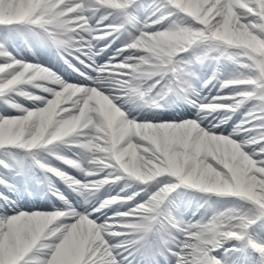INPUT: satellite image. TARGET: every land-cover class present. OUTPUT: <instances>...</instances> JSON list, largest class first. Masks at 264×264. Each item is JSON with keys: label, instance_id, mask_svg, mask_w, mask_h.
<instances>
[{"label": "snow or ice", "instance_id": "obj_1", "mask_svg": "<svg viewBox=\"0 0 264 264\" xmlns=\"http://www.w3.org/2000/svg\"><path fill=\"white\" fill-rule=\"evenodd\" d=\"M0 264H264V0H0Z\"/></svg>", "mask_w": 264, "mask_h": 264}]
</instances>
